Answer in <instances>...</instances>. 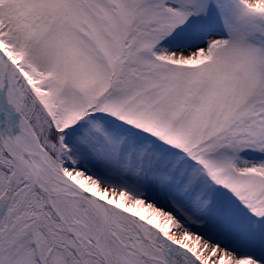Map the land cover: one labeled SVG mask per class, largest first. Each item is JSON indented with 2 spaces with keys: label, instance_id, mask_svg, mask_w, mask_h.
I'll return each mask as SVG.
<instances>
[{
  "label": "snow or ice",
  "instance_id": "6c2138e0",
  "mask_svg": "<svg viewBox=\"0 0 264 264\" xmlns=\"http://www.w3.org/2000/svg\"><path fill=\"white\" fill-rule=\"evenodd\" d=\"M0 264H264V0H0Z\"/></svg>",
  "mask_w": 264,
  "mask_h": 264
}]
</instances>
